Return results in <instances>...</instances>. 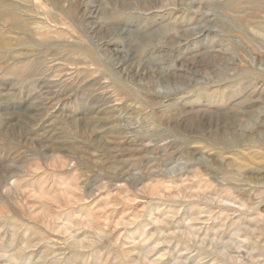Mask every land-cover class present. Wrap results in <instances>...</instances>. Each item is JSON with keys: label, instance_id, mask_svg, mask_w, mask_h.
I'll return each instance as SVG.
<instances>
[{"label": "rangeland", "instance_id": "374dc122", "mask_svg": "<svg viewBox=\"0 0 264 264\" xmlns=\"http://www.w3.org/2000/svg\"><path fill=\"white\" fill-rule=\"evenodd\" d=\"M0 15V264H264V0Z\"/></svg>", "mask_w": 264, "mask_h": 264}, {"label": "bare ground", "instance_id": "6f19581e", "mask_svg": "<svg viewBox=\"0 0 264 264\" xmlns=\"http://www.w3.org/2000/svg\"><path fill=\"white\" fill-rule=\"evenodd\" d=\"M0 19H1V15H0ZM2 19H4V21H9V20H7L3 15H2ZM2 19H1V21H2ZM1 44V43H0ZM1 47H4V46H1ZM67 71V70H66ZM63 73H65V72H63ZM62 74V73H61ZM69 81V80H68ZM74 82V81H73ZM58 88V89H57ZM55 90H52V91H50L49 93H50V96H48V95H46L44 98H45V101L46 102H51V101H54V100H56V101H58V102H63V101H65L68 97H69V94H68V92H66V89L65 88H62V87H57ZM46 94H47V91L45 92ZM11 169V168H10ZM9 169H7V170H5V171H3V173L4 174H6L7 176L5 177V178H7L6 180H8V179H11L12 177H14L15 175H11V174H9ZM15 172V171H14ZM20 172V171H19ZM18 173V172H17ZM16 173V174H17ZM0 174H1V170H0ZM21 174V173H20ZM19 174V175H20ZM25 177V176H24ZM1 178V177H0ZM19 178V177H18ZM17 178V179H18ZM4 180V179H3ZM15 180H16V177H15ZM6 183V182H5ZM15 182H13L12 184H14ZM9 184V183H8ZM1 186H3V185H1ZM14 186V185H13ZM20 186V185H19ZM7 187V186H6ZM10 187H11V185H10ZM9 187V188H10ZM14 187H16V186H14ZM17 188V187H16ZM18 189V188H17ZM13 190H14V188H13ZM16 190V189H15ZM14 190V191H15ZM7 191H8V189H7ZM6 191V192H7ZM12 191V190H11ZM25 191V190H24ZM13 193V192H12ZM15 193H19V192H15ZM20 193H21V191H20ZM27 193V192H26ZM13 195V194H12ZM3 198L4 197H6V196H2ZM17 197L19 198V196L17 195ZM16 197V198H17ZM25 198V197H24ZM2 199V198H1ZM6 199V198H5ZM3 200V199H2ZM0 202H3V201H0ZM63 232V231H62ZM78 244V243H77Z\"/></svg>", "mask_w": 264, "mask_h": 264}]
</instances>
